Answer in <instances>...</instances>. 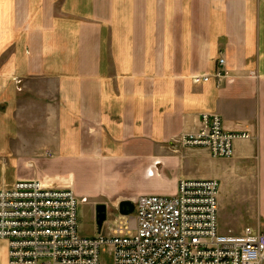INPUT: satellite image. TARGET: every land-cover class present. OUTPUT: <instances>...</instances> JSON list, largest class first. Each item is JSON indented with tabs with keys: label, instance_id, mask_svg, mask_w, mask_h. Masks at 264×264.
<instances>
[{
	"label": "crops",
	"instance_id": "0c3cea01",
	"mask_svg": "<svg viewBox=\"0 0 264 264\" xmlns=\"http://www.w3.org/2000/svg\"><path fill=\"white\" fill-rule=\"evenodd\" d=\"M220 57L230 77L194 84ZM203 113L248 133L234 157L256 151L264 167V0H0V189L31 180L79 197L139 180L117 209L218 180L195 175L205 150L176 144Z\"/></svg>",
	"mask_w": 264,
	"mask_h": 264
},
{
	"label": "built area",
	"instance_id": "2783aa9c",
	"mask_svg": "<svg viewBox=\"0 0 264 264\" xmlns=\"http://www.w3.org/2000/svg\"><path fill=\"white\" fill-rule=\"evenodd\" d=\"M211 77L218 85L230 77L223 58ZM246 132L224 130L216 114L199 116V128L176 144L205 150L213 159L234 157L235 143ZM220 182L181 180L173 196H140L134 211L107 236H81L78 198L71 190L48 189L39 181L20 180L0 189V241L7 245V264H100L107 248L113 264H264V223L239 233L218 232Z\"/></svg>",
	"mask_w": 264,
	"mask_h": 264
},
{
	"label": "rangeland",
	"instance_id": "374dc122",
	"mask_svg": "<svg viewBox=\"0 0 264 264\" xmlns=\"http://www.w3.org/2000/svg\"><path fill=\"white\" fill-rule=\"evenodd\" d=\"M254 151L250 157H233L229 160L213 159L211 157H196V172L198 178L204 176H216L220 182L218 197V232H239L244 226L259 224L252 218L257 217L261 223L264 220L258 218L257 211L264 202L262 179L264 167L260 165ZM264 162V161H262ZM192 169V168H191ZM201 180V179H197ZM137 181V182H136ZM132 182L130 188H122L120 191H107L101 185L87 188L83 185V195L78 198L77 227L81 236L95 237L110 235L118 224L126 220L119 217L118 211L113 207L117 202L118 193L136 195L141 191L139 180ZM84 196V197H83ZM105 206L106 220L99 227L96 222V207ZM221 207L223 211L220 212ZM122 221V223H120ZM250 226V227H252ZM100 264H113L107 248L100 250Z\"/></svg>",
	"mask_w": 264,
	"mask_h": 264
},
{
	"label": "water",
	"instance_id": "95a60500",
	"mask_svg": "<svg viewBox=\"0 0 264 264\" xmlns=\"http://www.w3.org/2000/svg\"><path fill=\"white\" fill-rule=\"evenodd\" d=\"M117 211L121 217L130 216L134 211V204L130 201H122L118 204ZM95 212L97 225L101 227L103 222L106 220V208L102 205L97 206Z\"/></svg>",
	"mask_w": 264,
	"mask_h": 264
}]
</instances>
